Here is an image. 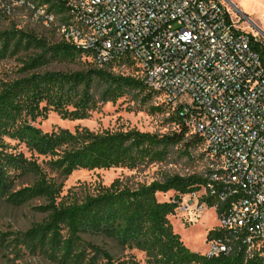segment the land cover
Returning <instances> with one entry per match:
<instances>
[{
	"label": "trees",
	"instance_id": "16d2710c",
	"mask_svg": "<svg viewBox=\"0 0 264 264\" xmlns=\"http://www.w3.org/2000/svg\"><path fill=\"white\" fill-rule=\"evenodd\" d=\"M27 1L41 9L46 6L45 12L53 16L62 15L56 24L54 19V31L69 18L68 0ZM27 48L37 52L22 61L19 77L0 83V200L13 207L42 200L32 210L44 214L45 219L13 234L10 246L54 264H138L132 256L113 253L124 250L143 252L148 264H242L240 254L206 257L189 251L169 223L168 217L178 206L173 199L199 191L206 184V172L163 174L159 180L134 186L115 179L79 201H58L62 185L57 180L74 171L132 170L164 161L170 148L177 145L187 150L190 146L204 148V142L191 131L179 106L165 102L169 120L176 127L166 134L93 132L86 128L42 131L33 123L48 112L61 120H83L97 101L113 102L127 90L143 92L145 87L140 77L113 75L105 69L123 62L132 64L129 59L100 66L88 59L89 53L62 40L49 45L31 33L0 32V57L15 56ZM76 54L84 55L90 67L72 72L40 70L49 58ZM97 88L101 90L97 92ZM143 96L148 98L150 94ZM20 145L28 157L16 150ZM24 179H30L31 184L17 187L16 183ZM169 192L174 193L170 199L157 198ZM203 200L212 206L211 198ZM221 233L209 231L207 241Z\"/></svg>",
	"mask_w": 264,
	"mask_h": 264
},
{
	"label": "built area",
	"instance_id": "2783aa9c",
	"mask_svg": "<svg viewBox=\"0 0 264 264\" xmlns=\"http://www.w3.org/2000/svg\"><path fill=\"white\" fill-rule=\"evenodd\" d=\"M67 4L69 18L55 28L61 40L96 65L135 62L145 89L178 105L203 140L206 184L177 207L183 214L215 210L222 233L204 255L264 264V41L237 27L220 0ZM0 7V18L24 8L44 27L54 23L27 0H0ZM182 96L190 103L177 102Z\"/></svg>",
	"mask_w": 264,
	"mask_h": 264
},
{
	"label": "rangeland",
	"instance_id": "374dc122",
	"mask_svg": "<svg viewBox=\"0 0 264 264\" xmlns=\"http://www.w3.org/2000/svg\"><path fill=\"white\" fill-rule=\"evenodd\" d=\"M37 3L36 0H32ZM226 7L229 16L235 25L252 36H258L264 41V0H220ZM45 10L46 6H43ZM1 10V7H0ZM239 11L241 14H239ZM62 15L54 13L55 24ZM57 26V25H56ZM19 30L23 33H31L33 36L43 39L49 45L61 41L53 26L44 27L34 21L29 11L24 8H15L9 15L0 18V32ZM37 52L36 49L27 48L20 50L15 56L0 57V83L19 77V69L28 56ZM88 60L84 55H74L67 58H49L41 67V71L72 72L89 68ZM113 75H124L138 78L135 62L132 64L121 63L105 68ZM101 89L97 88V92ZM149 93L150 97L143 95ZM98 98V95H95ZM163 99L157 94L150 93L144 88L143 92L127 90L113 102L97 101L95 108L89 116L83 120H61L58 115L48 112L44 118L36 119L34 126L44 132H50L56 128H65L73 131L74 128H86L93 132L102 131H127L138 130L153 134H166L176 127L169 120L170 111L163 104ZM189 104V98L180 97L177 101ZM175 104V103H174ZM13 145V142H10ZM26 157L28 153L22 145L17 147ZM41 160V159H40ZM38 160V161H40ZM207 160L203 155V147L190 146L187 150L182 145L170 148L166 159L136 169L111 168L108 170H77L67 178L57 180L61 186L58 201L70 203L81 200L85 194L92 193L99 186H108L115 179L123 184L134 186L137 183H149L159 180L163 174H204ZM52 174L51 176H53ZM31 184L30 179L17 182V187ZM200 194V192H199ZM174 193L158 195L159 200H168ZM42 204V200L30 201L22 207H13L0 200V264H54L39 256L27 254L21 248H12L9 244L13 234L24 232L32 224L45 219V215L35 212L32 207ZM175 233L180 236L182 244L191 252L206 254L209 251L207 233L218 230L220 222L213 208H208L200 213L192 210L181 213L178 207L168 217ZM118 256H132L138 264H148L145 254L137 250L113 251Z\"/></svg>",
	"mask_w": 264,
	"mask_h": 264
},
{
	"label": "water",
	"instance_id": "95a60500",
	"mask_svg": "<svg viewBox=\"0 0 264 264\" xmlns=\"http://www.w3.org/2000/svg\"><path fill=\"white\" fill-rule=\"evenodd\" d=\"M177 201H178V197H175L172 202H177Z\"/></svg>",
	"mask_w": 264,
	"mask_h": 264
}]
</instances>
